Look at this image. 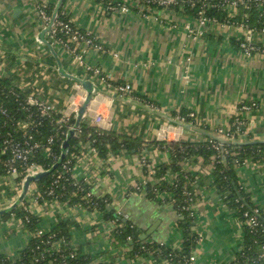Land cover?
Instances as JSON below:
<instances>
[{
	"label": "crops",
	"instance_id": "crops-1",
	"mask_svg": "<svg viewBox=\"0 0 264 264\" xmlns=\"http://www.w3.org/2000/svg\"><path fill=\"white\" fill-rule=\"evenodd\" d=\"M58 1L0 0V77H12L20 88H32L60 113L81 93L78 79L91 81L95 89L104 91L94 95L90 104L103 120L97 124L87 114V123L150 144L144 153L151 170L169 160L168 153L154 141H205L227 127L246 103L255 102L256 107L240 113L245 124L239 141L264 142V52L247 56L240 50L238 43L245 36L241 27L215 23L204 34L192 36L187 29L196 28L195 17L172 8L122 11L108 9L103 0H64L60 9L93 37L85 62L115 84H132L133 93L121 95L104 89L74 61L68 49L50 43L46 33L50 46L43 43L44 27L37 7L53 4L55 9ZM254 38L264 46V35L256 32ZM85 92L84 88L77 96L80 106ZM184 166L195 172L199 168L192 163ZM90 174L95 176L94 194L109 195L118 218L135 226L134 239L182 245L174 205L152 199L140 188L148 176L139 153H111L105 164L94 156L83 157L73 167L78 179ZM237 174L240 187L264 212V162L246 161L237 167ZM15 178L0 175V210L13 205L22 193ZM131 189L136 191L129 192ZM196 189L201 194L193 205L198 240L192 264H230L243 247V223L229 206L230 195L224 197L198 185ZM30 198L25 195L21 203L26 202L41 217L43 231L51 230L60 219L77 223L71 229L72 244L92 254V264H154L151 255L130 254L133 240L124 247L114 246L108 234L114 225L102 224L99 211L57 200L38 204ZM3 214L0 255L14 258L27 245L30 233Z\"/></svg>",
	"mask_w": 264,
	"mask_h": 264
},
{
	"label": "trees",
	"instance_id": "trees-1",
	"mask_svg": "<svg viewBox=\"0 0 264 264\" xmlns=\"http://www.w3.org/2000/svg\"><path fill=\"white\" fill-rule=\"evenodd\" d=\"M236 1L238 11L235 14L225 7L227 0H178L171 8L175 12L189 14L195 18L204 15L224 24L246 22L255 31H260L264 27V9L260 8V2L257 0ZM118 2L103 0L108 9ZM131 8L145 11L150 7L139 3L132 5ZM46 10L53 15L54 5H46ZM56 19L69 23L73 28L78 27L81 32H86L71 21L63 8L58 11ZM71 36V31H66L63 26H57L56 40L62 39L70 47H74L75 43L69 40ZM240 43L241 41L238 43L239 48ZM29 94L40 96L32 88L28 90L20 88L14 83L12 77H0V106L7 107L10 113H16V109L21 107L20 104L18 105L19 101H23ZM21 115H26L24 110H21ZM61 117L60 112L55 113L53 119L43 117L37 129L32 128L29 131L33 134L34 140L43 145V148L33 154V160L44 169H50L59 162L49 174L35 182L37 190L33 192L32 196L39 204L57 200L99 211L102 224L114 225L108 232L114 246L124 247L129 240H133L131 255H151L154 264H192L193 249L198 240L193 228L196 219L193 205L201 194L197 191L196 186L203 187L205 190L215 189L225 195L224 197L230 195L229 206L235 211L244 227L243 247L230 264H264V212L251 202L249 194L240 187L237 174V167L246 161L264 162V142L244 144L239 141L242 131L235 132L234 128L231 129L232 142L220 140V129L214 136L200 142H153L158 149L168 153L169 160L167 163L154 167L152 174L149 164L143 165L148 180L140 188L150 198L169 201L176 208L179 215L177 224L183 232L184 241L181 246L170 247L162 243H147L134 239L136 238L135 226L129 220L124 221L118 218L111 197L107 194L101 196L94 194L95 180L91 176L92 174L78 179L73 177L72 172L63 168L67 162L69 167H74L81 158L90 157L93 152H96L101 164L109 161L111 153L121 156L123 153L134 151L139 153L142 158L145 157L144 150L150 144L126 134L88 124L84 117L77 131L70 136L69 146L65 150L63 143L66 136H55L52 143L48 141L58 129L57 120ZM241 119L243 118L241 117ZM235 121L236 116L233 117L231 123ZM73 123H75L74 117L63 124V129L68 131L69 126ZM5 128L11 129V124H7ZM47 150H50V153ZM63 151H65L64 155ZM6 158L7 156H0V175L12 176L4 165ZM185 163L197 165L199 167L197 172L188 171L184 166ZM17 170L18 176L14 181L18 186H21L27 171L22 166H18ZM171 173L174 174L172 180L168 178ZM59 174L62 176L59 177ZM51 190L52 193H50ZM132 191H136V189H131L129 192ZM2 216L15 219L30 233V240L17 257L0 255V264L93 263L94 256L92 254L85 252L83 247H76L72 244L71 229L73 225L77 224L74 220L60 219L51 230L43 231L40 227L41 217L33 213L27 207L26 202L17 205L12 211ZM56 244L59 245L58 249L54 247Z\"/></svg>",
	"mask_w": 264,
	"mask_h": 264
},
{
	"label": "built area",
	"instance_id": "built-area-1",
	"mask_svg": "<svg viewBox=\"0 0 264 264\" xmlns=\"http://www.w3.org/2000/svg\"><path fill=\"white\" fill-rule=\"evenodd\" d=\"M117 4L111 5L109 7L110 10H122L129 11L132 5L141 3L145 7H157L161 9H170L172 5H175L178 0H118ZM260 2V8L264 9V0H257ZM225 7L232 12L233 14L237 13V1L230 0L226 2ZM38 16L40 17L44 29L50 26V29L47 31V35L51 38L53 44H58L63 46L65 49H68L73 56L74 61L85 71H87L92 78L99 80L100 83L104 86V89H111L115 91V93H119L121 95H127L133 92V86L131 83H122L115 84L111 79L105 75H103L102 71L99 68L92 67L85 62V55L88 51L89 47L94 45L93 37L89 36L88 32H81L78 27H72L69 23H64L63 21H57L56 17L53 19L52 14H49L46 10V5L41 4L37 7ZM197 22L196 28L188 26V32L192 36L202 35L205 33V29L212 24L219 23L215 19H210L205 17L204 15H200L195 18ZM224 24V23H222ZM241 27L245 31V36L241 40L240 50L247 56L252 55L253 53H262L264 52L263 45L259 44L258 41L255 40L254 34L256 32H260L264 35V27L260 31H255V29L251 28L246 22H238L232 23ZM63 26L66 31H71L72 36L70 37V41L75 43L74 47H70L68 43H65L62 39L56 40L55 35L57 32V26ZM226 25V24H224ZM49 40V41H51ZM81 83V82H80ZM78 83L77 91H81V93H77L75 97L69 100V105L66 110H64L61 115L62 117L57 120L58 129L55 134L49 138V143H52L55 139V136L62 137L68 136L69 132L74 130V133L77 131L79 126H75V123L69 126L68 131L63 129V124L68 122L72 117L75 118L77 111L79 109L80 103H76L77 96L83 93L84 88L82 85ZM95 94L97 93L103 94V90L97 88L95 89ZM86 95V92H85ZM19 98V97H18ZM84 101V99H83ZM92 101V100H91ZM83 103V102H82ZM20 108L16 109V113H10L7 107L1 105L0 106V121L2 124L0 125V156H7L5 159L4 165L7 168L8 172L13 175L17 173L18 175V166L25 167L26 175L22 180L30 174H35L47 169H44L39 163L33 160V154L39 149L43 148V145L34 140L33 134L29 133L30 129L37 127L41 124L42 118L47 117L48 119H53L55 113L59 111L56 109L53 103L48 100L41 98L35 94H29L23 101H19ZM91 102L88 104L85 114L83 116L86 117L87 114L92 115L93 122L97 124L102 123V115L97 112H93L91 108ZM256 107L255 102H251L250 104H243L240 106L236 113V121L229 124L226 128H221L219 130V134L221 135L222 141H232L233 134L231 133V129L234 128L235 132H241L244 128V120L241 119L240 113L245 110H249ZM21 110H24L26 115H21ZM82 118V119H83ZM11 124V129H6L7 124ZM100 127V126H99ZM50 153V150H47ZM94 157L96 156V152H93ZM87 158V157H85ZM98 158V157H97ZM81 160V159H80ZM147 158L142 157L141 163L143 165L148 164ZM63 168L73 174V167L68 166V162L63 165ZM150 173H154V170H150ZM62 174H59L61 177ZM74 177V175H73ZM94 180H95V176ZM56 181V180H55ZM54 181V182H55ZM21 184V186H22ZM37 190V185L33 182L30 185V191L27 194L30 199L34 201V203H38L35 198H33L32 194ZM52 193V190L50 191ZM45 203V202H43ZM39 204V203H38ZM255 223L254 220H252ZM193 257H191V260Z\"/></svg>",
	"mask_w": 264,
	"mask_h": 264
},
{
	"label": "water",
	"instance_id": "water-1",
	"mask_svg": "<svg viewBox=\"0 0 264 264\" xmlns=\"http://www.w3.org/2000/svg\"><path fill=\"white\" fill-rule=\"evenodd\" d=\"M64 0H59L58 3L56 4V7L53 11V19L57 16L58 14V11L61 7V5L63 4ZM50 29V26L47 27L46 29H44L42 31V41L43 43L47 44L50 46V43L48 42V40L45 38V33H47V31ZM82 85L84 86L85 90H86V96H85V99L83 101V103L81 104V106L79 107L78 111H77V116H76V122H75V126H79L81 121H82V118L85 114V111H86V108L88 106V104L91 102V100L93 99L94 97V94H95V90H94V85L91 81H88V80H82V79H78ZM74 134V130L72 129V131L69 132L68 136L66 137V139L64 140V143H63V146L65 150H67V147L69 146V138L70 136H72ZM232 142V141H231ZM65 154V151H63V155ZM59 162H57L56 164H54L52 166V168L50 169H47V170H44V171H41V172H38V173H35V174H30L28 175L25 180L23 181V184H22V193L20 195V197L18 198V200L13 204L11 205L10 207L8 208H5V209H2L0 210V214H3V213H6V212H10L12 211L17 205H19V203H21L22 199L24 198L25 195H27L29 189H30V185L33 183V182H36L37 180H39L40 178H42L43 176L49 174L57 165H58ZM13 176L17 177V173H14Z\"/></svg>",
	"mask_w": 264,
	"mask_h": 264
},
{
	"label": "rangeland",
	"instance_id": "rangeland-1",
	"mask_svg": "<svg viewBox=\"0 0 264 264\" xmlns=\"http://www.w3.org/2000/svg\"><path fill=\"white\" fill-rule=\"evenodd\" d=\"M37 14H38V12H37ZM48 38L51 40V38L48 36Z\"/></svg>",
	"mask_w": 264,
	"mask_h": 264
}]
</instances>
